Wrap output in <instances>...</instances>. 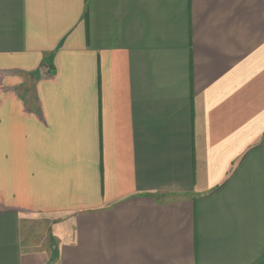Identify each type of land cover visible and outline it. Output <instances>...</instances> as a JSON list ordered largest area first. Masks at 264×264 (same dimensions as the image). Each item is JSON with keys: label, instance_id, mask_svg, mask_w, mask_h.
I'll use <instances>...</instances> for the list:
<instances>
[{"label": "crops", "instance_id": "0c3cea01", "mask_svg": "<svg viewBox=\"0 0 264 264\" xmlns=\"http://www.w3.org/2000/svg\"><path fill=\"white\" fill-rule=\"evenodd\" d=\"M0 264H264V0H0Z\"/></svg>", "mask_w": 264, "mask_h": 264}]
</instances>
